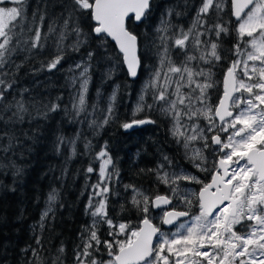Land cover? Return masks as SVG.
<instances>
[{
	"label": "snow or ice",
	"instance_id": "6c2138e0",
	"mask_svg": "<svg viewBox=\"0 0 264 264\" xmlns=\"http://www.w3.org/2000/svg\"><path fill=\"white\" fill-rule=\"evenodd\" d=\"M26 3L27 0H0V68L7 62V54L10 52L8 46L12 40L9 33L15 30L14 22L26 18ZM8 4L16 6H5ZM151 6L152 0H70L63 30L59 34L58 47L67 38L70 22L88 14L94 21L91 33H85L76 23L71 28L76 37L71 45L72 50L79 51L87 44L91 35H95L102 46L110 38L122 54L121 62L126 64L129 76L136 77L140 67L137 55L138 38L129 30L128 25L130 22L146 19ZM226 9L237 22V42L233 45V53L245 59L238 58L230 63L223 80V95L212 105L208 95V90L215 87L211 67L208 70L199 66L193 68L190 63L199 60L202 64L215 66V63L222 59L218 51L221 47V36L229 35L227 25L232 22L231 19L222 22ZM210 13L214 19L212 23H209ZM168 15L170 16L171 12ZM40 20H43L42 16ZM161 25L162 27L157 29L158 32L164 33L159 37L164 45L160 69L163 70L167 65V71L163 76V87L158 89L154 99L166 101L167 106H162V111L172 117V134L183 140L186 155L187 150H190L189 159L194 162L195 167L201 171H209L204 167L208 161L203 150L190 149L193 141L203 142V149L218 146L223 155L213 161L209 183H203L198 177L183 172H173L171 177L169 173L158 175L160 181L170 185L172 195L189 207L192 201L188 194L179 192L178 181L202 184L199 192L193 194L198 202L199 214L192 218L190 225L180 224L179 229L182 231L171 234L162 232L148 215L150 207L159 209L171 204L170 196L156 195L150 198L134 186L125 185V188L132 187L134 195L131 203L142 214V226L131 229L126 223L116 224L108 218L106 194L109 187L107 183L103 188L100 184L95 185L93 194L105 198L96 205H93L90 198L88 207L93 209L90 213L92 217L100 219H94L92 225L85 229L87 236L82 235L83 247L77 252L75 259L78 264H237V261L239 264H264V0H201L187 30L179 28L178 32L168 36L169 21H161ZM48 30L55 32L53 26H49ZM213 36L215 40L211 39ZM201 37L208 39L202 40ZM245 37L248 39L245 40ZM40 39V32L37 30L33 47L40 46ZM168 40L172 41L173 47L185 51V59L180 65L174 64L169 57ZM189 41L191 47L199 53L198 56L187 54ZM241 44L245 45L243 49ZM94 55L91 50L87 52L89 62ZM62 58V55H57L47 65L48 69H55ZM249 61L253 62L251 66ZM89 62L76 65L77 69H81V93L78 106L74 105L78 112L82 111L85 105L84 93L87 91L91 69ZM111 74L110 71L109 77ZM173 76L176 78L173 79ZM160 79L161 71L154 72L151 85H158ZM173 84L175 88L171 95L175 98L168 99V89ZM11 87V83L0 79V101L5 99V92ZM185 87L189 89L187 93L182 91ZM15 108L16 111L12 115L22 119L21 114L27 111L23 102L18 101ZM58 108V104H52L48 111L54 112ZM182 117L187 123H181ZM201 118L206 121L203 127L199 123ZM107 122V119L103 121L104 124ZM145 123L154 121L133 120L124 123L122 127L130 129L134 125ZM182 128L186 131H182ZM221 133L229 135L222 139ZM98 155L104 158V165L99 174L101 180H105V166L110 165L112 160L106 150ZM164 159L171 163L168 157ZM241 161L244 163L241 164ZM4 167L7 165L0 164V168ZM160 167L163 168V165ZM93 171L92 167L87 169L89 173ZM19 172L20 169H16L17 175ZM107 179L110 180L111 177ZM48 199L50 203L56 199L55 191L49 194ZM50 210L51 208L48 211ZM48 211L43 213L42 220L48 216ZM188 215V211H177L173 208L163 212L160 223L172 225L180 217ZM100 223L108 226V235L113 237L112 240L101 241L96 230ZM237 225L245 231L237 232ZM119 235H124L125 238L116 239ZM157 237V243L154 245V238ZM101 244L110 257L106 261L97 260L93 256V252H100ZM58 251L63 253L64 248L61 247ZM32 254L37 255L35 249ZM89 257L92 258L89 260ZM58 260L59 257L54 259L53 264H57Z\"/></svg>",
	"mask_w": 264,
	"mask_h": 264
},
{
	"label": "trees",
	"instance_id": "16d2710c",
	"mask_svg": "<svg viewBox=\"0 0 264 264\" xmlns=\"http://www.w3.org/2000/svg\"><path fill=\"white\" fill-rule=\"evenodd\" d=\"M200 1L152 0L146 19L138 26L129 23V30L138 38L140 59L138 80L130 82L121 56L109 41L102 46L100 40L91 35L79 51L72 50L76 37L71 28L76 23L85 33H91L93 24L88 14L70 22L67 38L58 47L70 0H27L26 18L14 22L15 30L9 33L12 40L7 62L0 68V73L7 74L0 75V79L12 85L5 92V99L0 101V164L7 165L0 168V264H53L57 257V264H76L75 256L83 247L82 235L87 236L85 229L94 219H100L93 218L90 214L93 209L88 207L90 198L93 205L105 198L95 199L93 192L97 184L103 188L107 183L109 187L106 194L108 218L116 224L126 223L131 229L139 227L142 214L131 203L132 187L125 188V185L148 191L150 198L155 193L161 194L162 190L147 185H154L157 156L164 154L165 146L170 156L175 146L167 131V136L160 139L156 134L159 130H155L150 137L152 151H144L142 144L140 153L132 151L130 155L128 134L122 125L129 122L128 108L143 66L152 65L146 50L148 43L159 40L156 26L166 20L173 31L177 25L188 29ZM225 18L231 19L229 10ZM49 26H53L55 32H49ZM37 30L41 36L40 46L33 47ZM233 40L230 33L227 49ZM89 50L95 55L88 61L91 69L85 105L78 112L74 105L80 87L74 84L76 76L72 67L88 59ZM57 55L63 58L55 69L49 70L47 65ZM114 93L112 101L110 97ZM18 101L27 109L21 114L22 119L12 115ZM52 104H58L59 108L49 112ZM159 128L165 133V125ZM136 137L142 139L141 134ZM102 149L112 160L103 181L97 157ZM89 167L94 171L87 172ZM16 169H20L18 175ZM53 191L56 199L50 203L48 198ZM45 211L48 216L42 220ZM154 223L162 229L160 221L154 219ZM96 230L101 241L113 239L108 235L106 224H98ZM61 247L63 253L58 251ZM33 249L37 255L32 254ZM106 255L102 244L100 252H93L95 258Z\"/></svg>",
	"mask_w": 264,
	"mask_h": 264
},
{
	"label": "rangeland",
	"instance_id": "374dc122",
	"mask_svg": "<svg viewBox=\"0 0 264 264\" xmlns=\"http://www.w3.org/2000/svg\"><path fill=\"white\" fill-rule=\"evenodd\" d=\"M200 4H201V1L199 3L198 7L200 6ZM5 6L12 7V6H16V5L15 4H8V5H5ZM198 7H197V9H198ZM197 9H196V11H197ZM226 11H227V9L225 10V12L223 14L222 22L223 21H227L226 18H225ZM195 14H196V12H195ZM195 14H194V17H195ZM209 16H210L209 23L214 22V19L212 18V14L211 13L209 14ZM194 17H193V19H194ZM193 19H192V21H193ZM191 24H192V22H191ZM191 24H190V26H191ZM160 25L161 24H159L156 29L161 28L162 26L159 27ZM229 25H227V26H229ZM235 28H236V24L232 27L231 32H230L232 34L234 40L229 44V49H227V52H228L229 55H228L227 61L224 64L225 66H223V67L221 66V64L223 62L218 63V70L216 72L214 70L215 66L202 64L199 60H195V61H192L190 63V64H194V66H192L193 68H197V66H199V67H203L205 70H208L211 67V71L213 72V80L215 81V87H213V88L208 90V95L210 97V103L212 105H215L217 103L218 99L221 96V89H219V87H218L217 79L221 75H224L226 73V70H227L228 66L230 65V62H232L233 60H236L238 58L241 59V60L245 59V57H243V56H241V57L236 56L233 53V50H232L233 49V45L237 42L236 41ZM178 30H179V27H178ZM178 30H176V31L174 30L173 31V30L169 29L167 35L168 36H172L173 32H178ZM162 35H164V33L163 32H159V37L162 36ZM0 39H2V38H0ZM201 39L202 40H206V39H208V37H201ZM211 39L215 40L216 38L213 36V37H211ZM247 39L248 38L245 37V40H247ZM221 41H222V39H221ZM158 44L161 47V50H160V54H158V52H157L158 50L157 49L154 51V53H155V55H154V59H155L154 65L153 66H148V65H144L143 66V71H142L143 73L141 75L140 80L138 81L137 89H136V92L134 93V97L132 99V105H133L132 112L134 113V115L137 114L138 116H140L141 113H140V111H137V109L138 108L141 109L142 107L146 108L147 111L150 112V114L153 116V118H155L156 120H159L160 126L161 125H165V128H166V130L168 132V136L170 138H172V139L177 140V142H178L179 138L174 137L173 134H172V127H173V123L174 122L172 120L171 115H166L162 111V106H164V107L167 106L166 105V101H158V100L154 99V95L156 94L158 89L163 87V84H164L163 76H164L165 72L167 71V65H165L163 70L160 69V60H161V54L163 53L164 45L161 44L160 39L158 40ZM167 46L169 48V57H170V59L176 65H177V59H178V65H180L181 62L185 59V56H183V54H185V51H182L179 48L173 47V44H172L171 40L167 41ZM244 47H245V45L241 44V48L243 49ZM187 49H189L188 54H192L193 53V55H196V56L199 55V53L195 49H193L191 47V42L190 41H189V46H188ZM146 52L148 53L149 51L146 50ZM85 62H88V59H84L82 61H79V62L75 63L73 65V67H72L73 74L76 76V79H74V84L77 85V83H78L79 87L81 85V79H80V71H81V69H77L76 65L77 64H82V63H85ZM252 63L253 62L249 61V65L250 66H251ZM256 63L258 64V62H256ZM206 66H208V68H206ZM222 70H223V73L221 74ZM156 71H161V79H160L158 85L152 86L151 82H152V79H153V73L156 72ZM175 78L176 77L173 76V79H175ZM197 79H202V78H197ZM253 82H255V77L253 78ZM174 88H175V85L173 84L172 87H170L168 89V94H169L168 95V99H174L175 98L174 96L171 95L172 92L174 91ZM182 91L187 93L189 91V89L187 87H185V88L182 89ZM80 93H81V87H80L79 93L77 94V96L75 98V103H76L77 106H78V97H79ZM84 97H85V93H84ZM113 97L115 98V93L112 94L111 97H110V99L112 101L114 100ZM142 97H143V99H141ZM149 105H151V107H149ZM241 107H243V105H241ZM181 123L182 124L187 123L186 119H184L182 117ZM199 123L203 127L206 124V121L201 118L199 120ZM181 130L182 131H186V129H183V128ZM231 131L232 130L230 129L229 132H231ZM189 134H191V133H189ZM228 135H229V133H221L222 139H225ZM175 140H173V141H175ZM181 141L183 143V140H181ZM202 144H203V142H201V141H193L190 144V149H192V148H201L203 150V153H204L205 156H206V151L207 150H208V153L215 154L216 156L223 155V152H220L218 150V146H211V147H209L207 149H203ZM182 147H184V146L182 145ZM103 150L104 149H102L101 151H103ZM224 151H229V150H224ZM97 157H98V171L100 173V168L104 165V158L99 157V155H97ZM206 157H207V161H210L211 163L210 164H208V163L205 164L204 167H206V168L211 170L212 167H213V161L216 160V159H215V157H211V156H206ZM168 158L171 161V163H168L167 161L164 160V162H162L161 164L158 165V168L160 169V171L157 174V181L161 184L160 185L161 189H159V187H156V186L155 187H156V189L158 191L162 190V193L161 194L155 193L153 195V197H155L156 195L170 196L172 198V204H171V206L168 209L175 208L176 210H178V206H179L178 205V198L176 196L172 195V190H171V187H170L169 184H165V183H163L162 181H160L158 179V175L162 176L164 173H169V175L171 177V174L173 172H183V173L191 174V175H194V174H192L190 170H187L185 168L178 169V150L173 149L172 154ZM240 163L243 164L244 161H241ZM110 165L105 166V176L108 174ZM160 165H163V168H161ZM194 167H195V164H194ZM197 169L199 171H201L199 168H197ZM202 172H204V171H202ZM194 176H196V175H194ZM196 177H198L199 180H201V178L199 176H196ZM101 181H103V180H101ZM197 186H202V184H197V183H194V182L183 181V180L178 181L179 192L188 194L189 199H191V201H192L190 207L188 205H186L182 200L180 201L181 204H184V206H182V207H184L186 210H188L190 212V216L188 218L184 219L183 221L178 222L177 224H175L174 226H172L169 229L164 228L162 226V224H161L162 232L167 233V234H171V233L177 232L178 230L182 231L181 229H179V225L180 224H184L186 226L190 225L191 222H192V218L199 214V206L196 204L197 202H196V199H195V195H193V194L197 193ZM135 189L139 190L140 192H143L145 195L148 196V191H145V190L140 189V188H135ZM97 191H99V190H97ZM99 197H100V195H96L95 199L97 200ZM168 209H166L164 211H167ZM152 211H153V209L150 207L149 214H148L149 217L151 219H153V220L155 219L157 222H159L160 221V217L162 216L164 211H161V212H158V213H155V214H153ZM217 211H219V210H217ZM214 215H215V213H214ZM245 223H247V222H245ZM236 231L237 232H243V231H245V229H242L241 226L237 225L236 226ZM119 237H124V235H119ZM157 240H158V237L155 240V244L157 243ZM201 250L204 251V250H207V249H201ZM88 259L90 260L91 258L89 257ZM96 259L97 260H105L106 261V260L110 259V257L108 255H106L105 258L101 257V258H96ZM76 264H78V262ZM237 264H239L238 261H237Z\"/></svg>",
	"mask_w": 264,
	"mask_h": 264
},
{
	"label": "flooded vegetation",
	"instance_id": "af4514ba",
	"mask_svg": "<svg viewBox=\"0 0 264 264\" xmlns=\"http://www.w3.org/2000/svg\"><path fill=\"white\" fill-rule=\"evenodd\" d=\"M227 11H228V9H227ZM227 11H226V14L225 15H227ZM231 19H232V22L228 26L229 27V30H230L229 31V35H230V32H231L232 27L235 24L237 25V23L233 20L232 17H231ZM161 26L162 25H160L159 27H161ZM176 30H178V25L175 28V31ZM156 32L159 34V32L157 31V29H156ZM229 35L224 36L222 34V36H221V39H222V41L220 40L221 47L218 49V51H219L222 59L219 62L215 63L214 70L216 72L218 70V63L223 62L221 64V66L223 67V66H225L224 64H225V62L228 59V52H227V45L226 44H227V41L229 39ZM147 46L149 47L147 49L149 51L148 52L149 53V61L152 64L150 66H153L154 65V62H155V59H154L155 53H154V51L157 49L158 50L157 51L158 54H160L161 47L158 44V40L152 41L151 43H148ZM186 51H187V54H188L189 49H187ZM191 55H193V53ZM183 56H185V54H183ZM225 58H227V59L224 61ZM177 65H178V59H177ZM190 66L192 67V66H194V64H190ZM206 68H208V66H206ZM222 73H223V70L221 71V74ZM225 74L224 75H221L217 79V81H218V87H219V89H221V95L223 94V78H224ZM136 89H137V87H136ZM134 93H133V95H134ZM132 107H133V105L131 103L129 105L128 113H127V118L129 120L128 123L132 122L133 120H142V119L151 120V121H154V123H145V124H142V125H136V126H133L130 129H124L122 127V129L124 130V132L128 134V136H127V151L129 152L130 155H131L132 151H135V153L136 152L137 153H140V150H141V147L140 146L143 144L144 145V151L146 150V152H148V151L150 152V151H152V148H153V147H151V142H150L151 141L150 137H151L152 132H155V130H159L158 133L156 132V134L161 139L163 136H165V135L167 136V134H166V131L167 130H166V128L164 129L165 133L163 132V130H160L159 127H161V126L159 124L160 123L159 120H156L155 118H153V116L150 114V112L147 111L146 108L142 107L141 110H140L141 115L138 116L137 114L134 115V113L132 112ZM136 134H141L142 135V139H140V137H136V139H135V135ZM173 140H175V139H173ZM173 142H174L175 149L178 150V169L185 168L187 170H190L192 174H194L196 176H199L201 178V180H202L203 183H209L210 180H211L212 172L211 171H209V172L208 171H204V172L199 171L196 167H194V162L189 159V156L191 155L190 150H187L188 154L186 155V149L184 147H182V145H183L182 141L179 139L178 142H177V140H175ZM165 155L167 157H170L169 155H167L166 146H165V149H164V154H162L161 156H157V158H156V161H157L158 164L157 165H154L155 166L154 172H156V174H155V180H154V185L151 184V183H149L147 185L148 187H151V186L155 187L156 186V187H159V189H161V186H160L161 184L157 181V174L160 171V169L158 168V165L161 164L162 162H164V160H165L164 157H166ZM206 156L215 157L216 160H218V158H219V156H216L215 154L208 153V150L206 151ZM133 157L135 158L136 157V154H133ZM135 163H137V162H134V164ZM210 163L211 162L208 161V164H210ZM129 166H131V165H129ZM201 187L202 186H197V193L199 192V190H200ZM180 201H181V199H178V205H179L178 206V211H188L184 207H182V206H184V204H181ZM196 202H197V200H196ZM196 204L198 205V202ZM164 210H166V209H160V210H157V211H154L153 210L152 213L155 214V213H158V212H161V211H164ZM188 213H189V215H188V217H189L190 216V212L188 211ZM152 221L154 222L153 219H152Z\"/></svg>",
	"mask_w": 264,
	"mask_h": 264
},
{
	"label": "water",
	"instance_id": "95a60500",
	"mask_svg": "<svg viewBox=\"0 0 264 264\" xmlns=\"http://www.w3.org/2000/svg\"><path fill=\"white\" fill-rule=\"evenodd\" d=\"M233 18V20L236 22V20H235V17H232ZM143 20V19H142ZM91 22H92V24L94 25V21H92L91 20ZM142 21H140V22H135V23H133L135 26H138L140 23H141ZM237 23V22H236ZM95 36V35H94ZM96 37V36H95ZM108 41L115 47V49H116V51H117V53L120 55V56H122V54H120L119 52H118V48H117V46H116V44H115V42L114 41H112L110 38L108 39ZM137 55L139 56V48H138V50H137ZM122 65H123V68H124V71H125V73H126V75H127V78H128V80L130 81V82H135V81H137L138 80V74H139V69H140V67H139V69H138V74H137V76L136 77H130L129 76V74H128V72H127V67H126V64H124V63H122ZM226 75V74H225ZM225 77V76H224ZM223 80H224V78H223ZM223 95V94H222ZM222 95H221V97H222ZM134 126H136V125H134ZM225 204H227V201L225 202ZM170 205L171 204H169V205H164V206H162L161 208H159V209H153L152 207V209L154 210V211H157V210H160V209H168L169 207H170ZM222 207V206H221ZM168 210H172V209H168ZM167 210V211H168ZM217 210H219V209H217ZM178 211V210H177ZM150 218V217H149ZM186 218H188V216H185V217H180L177 221H175V223L174 224H172V225H163V227L164 228H166V229H169V228H171L172 226H174L177 222H180V221H182V220H184V219H186ZM153 222V221H152ZM154 223V222H153ZM140 226H142L141 225V223H139V227ZM155 240H156V238H154V241H153V243H155Z\"/></svg>",
	"mask_w": 264,
	"mask_h": 264
}]
</instances>
